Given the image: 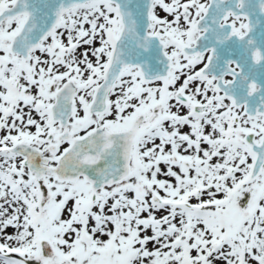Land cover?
<instances>
[{"label":"snow or ice","instance_id":"1","mask_svg":"<svg viewBox=\"0 0 264 264\" xmlns=\"http://www.w3.org/2000/svg\"><path fill=\"white\" fill-rule=\"evenodd\" d=\"M0 264H264V0H0Z\"/></svg>","mask_w":264,"mask_h":264}]
</instances>
